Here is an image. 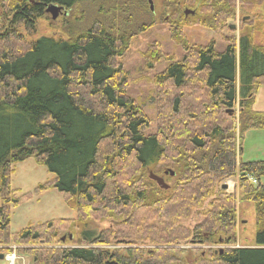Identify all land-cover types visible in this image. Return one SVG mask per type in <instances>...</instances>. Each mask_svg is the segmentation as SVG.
I'll use <instances>...</instances> for the list:
<instances>
[{
  "label": "trees",
  "instance_id": "1",
  "mask_svg": "<svg viewBox=\"0 0 264 264\" xmlns=\"http://www.w3.org/2000/svg\"><path fill=\"white\" fill-rule=\"evenodd\" d=\"M150 2L0 0V256L16 245L33 264H264V161L241 158L246 133L264 130V111L255 110L264 87L258 30L244 22L240 40H228L218 52L214 42L191 44L185 30L231 33L237 0H163L158 19ZM50 4L67 11L58 37L11 49L21 46L17 29L34 34ZM187 8L195 14L186 16ZM158 24L168 26L184 55L175 60L158 43L143 55L149 70L163 59L169 63L153 79V128L128 95L130 80L119 61L134 38ZM30 158L55 175L52 187L77 218L11 234L10 203L20 200L9 183L14 167ZM231 179L239 181L240 199L222 189ZM239 201L255 205L254 247L211 252L191 263L184 249L174 248L235 246ZM95 218L118 221L120 231L95 235L87 229ZM191 220L195 225L185 226ZM64 229L76 230L81 245L49 248L63 244ZM127 242L156 249L147 255L105 249Z\"/></svg>",
  "mask_w": 264,
  "mask_h": 264
},
{
  "label": "rangeland",
  "instance_id": "2",
  "mask_svg": "<svg viewBox=\"0 0 264 264\" xmlns=\"http://www.w3.org/2000/svg\"><path fill=\"white\" fill-rule=\"evenodd\" d=\"M150 1H152L154 14L158 19L162 12L163 0ZM185 10L189 9L187 8ZM65 17L67 16L61 14L59 18L55 19L56 21H53L54 19L52 20L51 15L46 14V17L37 23V29L34 34H28L23 28L17 29V33L23 38L20 40L21 46L17 45L18 47H15L14 45L11 49H16L15 52H19V48L23 46L28 47L30 42H34L42 37H58L57 34L63 28ZM244 22H248L250 26H253L258 30L256 36L257 44H264V0H237L236 18L230 24L236 26L237 29L231 33H215L203 28H187L185 32L191 44L207 46L209 43L214 42L216 50L222 52L226 49L228 40L231 41L235 39L236 42L240 40L241 32L244 28ZM152 43H158L163 53L174 57L175 60L181 59L184 55L182 47L171 40L168 26L158 24L147 33L134 38L131 41L129 50L119 63L123 65L130 80L129 88L127 90L128 95L144 107L145 113L149 116L154 128L156 122L155 109L149 104L150 97H155L156 95L153 79L158 73L163 72L169 63L163 59L153 70L147 69L143 55L147 52ZM239 75L238 70V89ZM256 102L257 109H264V87L259 90L257 101H255V103ZM235 111L238 118L239 108L237 107ZM153 131L155 130L152 129L151 132ZM241 158L245 163L264 161V130H252L246 133L242 142ZM163 166L164 165H160L158 168H162ZM161 174L159 175L161 176ZM54 180L55 175L48 172L44 166L39 165L34 158L23 161L14 167V174L12 175L9 184L10 189L16 191V198H18L20 202L17 206H15L14 203H10V205H12L10 210L11 234H16L28 227H36L53 220H75L77 218L76 210L68 208L65 204L63 194L56 188L52 187ZM229 183H235L233 193H235L238 196V199H240L238 179H235L234 181L231 180ZM47 184L50 185L48 190L41 193L37 192V189L40 186ZM260 184L264 186V176L260 179ZM1 186L2 180L0 178V187ZM232 188L233 184L230 185L229 193ZM1 204L2 202L0 200V206ZM195 222L196 220H191L189 223H186L185 226H194ZM116 224H118V221L113 222L101 218H95L89 222L87 229L94 232L95 235L109 233L114 236L116 232L120 231V228L116 226ZM237 229L235 246H226L223 244L213 246H192L182 243L174 248L184 249L185 253L183 258L191 263V261L197 260L200 256H206L211 252L217 254L222 253L229 248L254 247L257 228L255 224V205L252 202L239 201ZM60 235H62L61 238L64 239V242L62 241L63 244L61 246H49V248H75L81 245L78 236L79 234L74 229L67 231L64 229ZM68 238H71V241L67 242L66 240ZM113 238L111 241L115 243L116 241L113 240ZM9 247L12 251L10 253L6 251L7 254H5L9 256L7 257L9 263L33 264L32 257L21 254L22 252L19 254L16 245H11ZM130 248L145 251V255L156 249L154 246H150L147 243L142 244L140 242L135 244L127 242L122 243V245L112 244L110 246H105V249L109 250L125 251ZM13 256H15V258H13ZM0 264L8 263L3 260L0 261Z\"/></svg>",
  "mask_w": 264,
  "mask_h": 264
},
{
  "label": "water",
  "instance_id": "3",
  "mask_svg": "<svg viewBox=\"0 0 264 264\" xmlns=\"http://www.w3.org/2000/svg\"><path fill=\"white\" fill-rule=\"evenodd\" d=\"M150 5H151V10L154 12V8H153V5H152V2H150ZM62 10H63L62 7H59V6L54 5V4H51V5H47V10L46 11H47V13H50L52 15L53 19L55 20L59 16V13ZM190 13L192 15L194 14V12H191L189 10L185 11V15L186 16H188ZM230 29L234 31L236 29V26L231 25ZM230 112H232V110H230ZM151 179L156 181L159 184V186H161L162 188H166L167 187L165 182L162 179H160V178H158V177H156L154 175H151ZM222 189L223 190H228V186L224 185ZM62 241H64V239ZM3 259H4V256H0V260H3Z\"/></svg>",
  "mask_w": 264,
  "mask_h": 264
},
{
  "label": "crops",
  "instance_id": "4",
  "mask_svg": "<svg viewBox=\"0 0 264 264\" xmlns=\"http://www.w3.org/2000/svg\"><path fill=\"white\" fill-rule=\"evenodd\" d=\"M256 101H257V99H256ZM256 106H257V102L255 103V110L256 111H264V109H257Z\"/></svg>",
  "mask_w": 264,
  "mask_h": 264
}]
</instances>
